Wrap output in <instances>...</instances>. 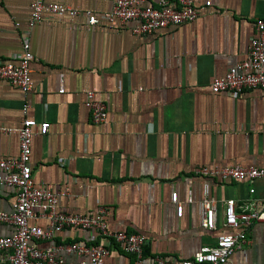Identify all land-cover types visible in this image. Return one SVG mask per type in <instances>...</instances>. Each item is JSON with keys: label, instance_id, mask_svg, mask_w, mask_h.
<instances>
[{"label": "crops", "instance_id": "0c3cea01", "mask_svg": "<svg viewBox=\"0 0 264 264\" xmlns=\"http://www.w3.org/2000/svg\"><path fill=\"white\" fill-rule=\"evenodd\" d=\"M45 1L95 14L111 7V0ZM205 1L194 0L198 14L192 21L144 36L127 26L89 25L82 13L46 18L27 34L33 89L23 94L0 82V126L9 128L0 130V157L18 154L15 129L24 117L47 120V132L32 139L34 183L53 191L66 188L58 203L63 211L92 213L103 207L109 230L145 234L146 264H152L154 253L191 257L214 244L219 233L233 232L222 225L224 200L241 208L264 199V180L220 181L194 171L264 163V88L239 95L210 89L214 76L246 55L253 20L264 17V0ZM30 2L0 0L1 58L22 52ZM87 90L104 101L106 122L91 121L84 105ZM172 192L182 205L180 215ZM14 195L13 187L0 184V209L10 211ZM205 195L217 201V227L211 230L200 226ZM30 223L44 226L45 220ZM11 232V224L0 223V236ZM55 238L103 242L72 227ZM249 239L227 264H264V221L251 225ZM47 243L36 241L41 247ZM105 262L131 264V256L114 247Z\"/></svg>", "mask_w": 264, "mask_h": 264}, {"label": "built area", "instance_id": "2783aa9c", "mask_svg": "<svg viewBox=\"0 0 264 264\" xmlns=\"http://www.w3.org/2000/svg\"><path fill=\"white\" fill-rule=\"evenodd\" d=\"M206 0L205 4L209 5ZM82 13L89 25L127 26L135 35L153 34L168 26L189 22L198 14L194 0H178L175 5L161 0L156 4L146 0H111L109 10L95 14L90 10L81 11L61 1L31 0L30 11L23 32L22 52L15 58L0 57V82L17 87L23 94L33 89V79L29 69L32 58L28 32L38 23L55 15L73 17ZM16 24H18L16 22ZM250 88H264V17L253 20V35L249 40L246 55L231 64L220 76L210 82L213 93L229 91L239 95ZM59 92H63L60 86ZM84 105L89 110L94 123L107 120V108L103 100L92 90L85 92ZM28 107L23 104V110ZM47 120L24 117L16 128L19 151L16 156L0 157V184L15 189L12 209H0V223L12 225V232L0 236V264H106L105 259L112 248H120L131 256V264H146L145 247L148 238L140 232L112 231L108 228L106 208L99 207L92 213L66 212L58 208L61 196L67 189L53 191L49 187L36 185L32 177L31 149L36 134H45ZM1 131L9 128L0 126ZM195 173L217 180H243L252 184L256 179L264 180V163L260 166L234 164L214 167L200 166ZM250 192L253 188L250 187ZM171 199L176 203L178 215L182 205L176 200V192ZM202 215L200 226L211 230L217 227V201L211 196L200 200ZM222 225L233 232L219 233L212 245L202 246L191 257H166L159 253L152 255V264H227L228 256L234 250H245L249 244V230L253 223L264 221V199H253L239 208L233 199L223 201ZM42 218L45 225L30 223L31 219ZM79 228L92 232L103 242H59L56 235L66 228ZM37 240H47L45 246H38ZM62 253L72 254L76 261L67 260Z\"/></svg>", "mask_w": 264, "mask_h": 264}]
</instances>
